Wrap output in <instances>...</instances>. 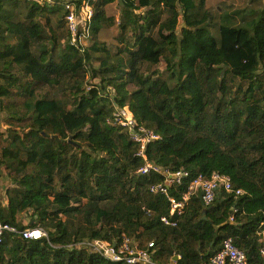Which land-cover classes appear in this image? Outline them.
I'll return each instance as SVG.
<instances>
[{
  "label": "trees",
  "instance_id": "1",
  "mask_svg": "<svg viewBox=\"0 0 264 264\" xmlns=\"http://www.w3.org/2000/svg\"><path fill=\"white\" fill-rule=\"evenodd\" d=\"M116 1L118 21L106 11ZM52 2L0 0V110L8 126L0 170L13 184L2 219L22 230L29 225L18 214L33 211V226L47 234L6 236L0 264H126L78 247L118 243L123 234L139 249L153 243L159 264L209 263L227 239L260 264L264 9L239 24L225 15L215 37L207 0ZM66 4L92 10L79 29L86 47L71 44ZM115 25L110 48L99 35ZM124 107L160 137L147 160L188 172L169 197L180 201L194 177L213 174L243 194L222 191L207 207L197 194L170 216L168 197L149 190L165 177L137 173L145 162L139 146L111 122Z\"/></svg>",
  "mask_w": 264,
  "mask_h": 264
},
{
  "label": "built area",
  "instance_id": "2",
  "mask_svg": "<svg viewBox=\"0 0 264 264\" xmlns=\"http://www.w3.org/2000/svg\"><path fill=\"white\" fill-rule=\"evenodd\" d=\"M31 1V0H26ZM42 2H52V0H39ZM90 19L92 16L91 8L85 6ZM65 9L68 13L65 16L66 26L71 36V44L79 45L80 23L77 17V12L72 4H66ZM112 124L124 127L130 133V139L132 142L139 146V151L136 156L142 158L145 162L144 165L137 171L139 175H149L151 172L162 174L165 177L164 182L153 184L150 186V192L154 194H161L168 197L170 202V216H180L189 199L199 194L200 200L202 199L204 206H210L217 195L222 191L236 196L242 195L243 191L235 190L230 178L225 175L213 174L207 178L203 175L194 177L188 185L187 192L183 195L180 201L169 197V188L179 183V181L188 177V172L179 171L171 173L168 169H163L160 166H156L150 163L146 157L147 147L158 140L160 137L154 130L146 128L140 125L135 120L132 112L128 107L116 108L111 120ZM2 205L0 204V246L4 243L6 236L17 235L21 236L24 240H41L47 237L46 232L40 226H28L25 229L20 230L15 225L4 222L2 219ZM232 219V218H231ZM167 226H176V221H172L170 217H164L161 219ZM233 220V219H232ZM261 247L260 256L261 263L264 264V232L261 234ZM89 247L92 251L98 253L103 259L112 262H125L126 264H159L152 259V254L149 249L153 247V243H149L146 249H139L132 240L125 234L121 236L118 243H109L103 240H93L91 242H83L78 245ZM202 264H250L247 260L244 250L238 248L231 239L224 240L220 250L211 258L209 263Z\"/></svg>",
  "mask_w": 264,
  "mask_h": 264
},
{
  "label": "rangeland",
  "instance_id": "3",
  "mask_svg": "<svg viewBox=\"0 0 264 264\" xmlns=\"http://www.w3.org/2000/svg\"><path fill=\"white\" fill-rule=\"evenodd\" d=\"M46 3L53 5V2H46ZM206 7L213 16L211 31L213 35L217 37L219 23L223 21L224 19H226L224 17L225 15L234 14L236 16V23L239 24L242 18L250 19L254 11H259V12L262 11L264 9V0H207ZM106 11L109 16L115 17L116 20L118 21L120 14H121V4L119 3V1H116L110 4L107 7ZM242 11H244V13H242ZM76 14L80 20V23H85L84 21L87 19V16H88V12L86 8L84 7V9L80 10ZM56 17L54 20L58 19ZM117 33H118V28H117V25H115L114 27L103 30L101 34L99 35V40L102 42H106L110 48H114L117 44L115 40ZM89 44H90V41L88 40L87 36H82L80 38L81 46L86 47ZM94 65L97 66L96 63H94ZM97 82L98 80L93 81L94 84ZM7 129H8V126L5 123V115L0 110V146L5 145L3 143V138L6 135ZM12 187H13V184H12L10 177L8 176V171L1 168L0 170V203L2 207L7 206V191L10 190ZM32 214H33V211H28L27 213H19L17 217L19 221L23 223V225H29V223L31 222Z\"/></svg>",
  "mask_w": 264,
  "mask_h": 264
},
{
  "label": "water",
  "instance_id": "4",
  "mask_svg": "<svg viewBox=\"0 0 264 264\" xmlns=\"http://www.w3.org/2000/svg\"><path fill=\"white\" fill-rule=\"evenodd\" d=\"M53 138H57V137H56V136H53ZM201 202H202V204L204 205L202 199H201ZM203 214H205V212H204ZM33 225H34V222L31 221V222L29 223V226H33ZM177 260H178V255L176 254V255L174 256V258H173V261H177Z\"/></svg>",
  "mask_w": 264,
  "mask_h": 264
},
{
  "label": "crops",
  "instance_id": "5",
  "mask_svg": "<svg viewBox=\"0 0 264 264\" xmlns=\"http://www.w3.org/2000/svg\"><path fill=\"white\" fill-rule=\"evenodd\" d=\"M179 258V257H178Z\"/></svg>",
  "mask_w": 264,
  "mask_h": 264
}]
</instances>
